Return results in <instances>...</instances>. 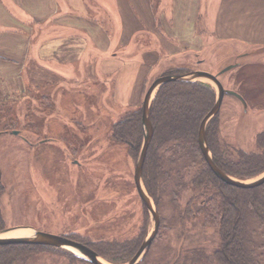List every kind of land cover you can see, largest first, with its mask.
I'll return each instance as SVG.
<instances>
[{"label": "rangeland", "instance_id": "rangeland-1", "mask_svg": "<svg viewBox=\"0 0 264 264\" xmlns=\"http://www.w3.org/2000/svg\"><path fill=\"white\" fill-rule=\"evenodd\" d=\"M153 2L157 10L160 4ZM90 14L111 38L113 13L104 7ZM135 35L126 45L115 48L111 43L100 52L101 56L119 54L110 71L96 68V43L86 35L89 40L81 45L86 49L80 59L58 60L49 54L44 59L43 54L30 52L25 69H31L30 75L0 80V231H8L0 237L25 236L36 229L93 242H121L136 239L145 221L147 237L154 221L134 184L138 155L133 157L125 143L114 141L111 130L123 114L141 108L150 83L170 75L166 73L218 75L222 86L244 101L224 95L217 113L220 141L245 151L256 149V134L264 131V48L246 50L237 43L218 42L203 51L174 52L163 42L167 39L179 45L177 40L159 29L157 34ZM230 65L235 66L219 74ZM199 81L216 91L209 80ZM142 186L146 191L143 181ZM165 187L157 206L153 200L159 214L157 234L138 264H174L186 251L194 247L208 251L216 242L212 229L175 213L176 195L169 185ZM194 194L187 188L177 196V209L182 211ZM31 264L91 263H71L64 255L47 250Z\"/></svg>", "mask_w": 264, "mask_h": 264}, {"label": "trees", "instance_id": "trees-1", "mask_svg": "<svg viewBox=\"0 0 264 264\" xmlns=\"http://www.w3.org/2000/svg\"><path fill=\"white\" fill-rule=\"evenodd\" d=\"M215 99V89L199 80L170 81L158 87L150 105L153 134L141 178L156 206L165 185H169L176 195L172 202L175 213L186 221L198 220L215 233L216 242L210 250L194 247L174 264H264V183L251 188L226 184L212 172L198 144L199 125ZM141 112L140 107L126 112L111 130V138L125 143L133 157L138 155L143 141ZM205 134L212 160L224 173L244 181L264 172V131L256 134L253 151L220 141L217 114L207 124ZM187 172L189 177L184 180ZM187 188L195 194L181 211L177 209L176 197ZM2 223L0 215V227ZM145 225L146 221L137 238L128 241L93 242L76 235L67 237L88 246L109 263L122 264L144 239ZM47 250L64 255L71 263H89L61 248L6 244L0 245V264H31L40 252Z\"/></svg>", "mask_w": 264, "mask_h": 264}, {"label": "crops", "instance_id": "crops-1", "mask_svg": "<svg viewBox=\"0 0 264 264\" xmlns=\"http://www.w3.org/2000/svg\"><path fill=\"white\" fill-rule=\"evenodd\" d=\"M164 3L157 0L160 7L155 10L153 0H0V80L30 75L31 69L25 70L30 52H39L44 59L49 54L58 60H78L85 52L81 45L88 37L96 43V68L107 71L115 69L119 54L101 56L100 52L111 43L115 48L126 45L143 31L148 36L159 29L176 39L181 47L163 38L174 52L186 48L203 51L218 42L237 43L246 50L264 48V0ZM104 7L115 16L111 38L90 14ZM17 84L22 82L18 80Z\"/></svg>", "mask_w": 264, "mask_h": 264}, {"label": "water", "instance_id": "water-1", "mask_svg": "<svg viewBox=\"0 0 264 264\" xmlns=\"http://www.w3.org/2000/svg\"><path fill=\"white\" fill-rule=\"evenodd\" d=\"M233 66L235 65H230L224 68L223 70L220 71L219 74L229 70ZM199 79H207L210 82H212L215 85L217 92L216 99L212 108L204 116L198 129V138H197L198 144L206 163L208 164L212 172L221 181L225 182L226 184L236 186L239 188H251L264 183V173H262L261 176H259L257 179H254L253 181L238 180L224 173L214 164L206 141V134H205L206 126L209 123V121L218 113L224 95L229 94L243 101L242 98L237 93L225 89L222 86L221 82L219 81L218 75H213L206 71H190L183 74H170V75H162L157 77L150 83L143 97V101L141 105V110H142L141 124L143 131V142L139 154L137 156L136 162L134 164V184L137 190V194L140 200L142 201L143 205L147 209V211L150 213L154 221V224L149 235L143 239V241L141 242L140 246L138 247L134 255L124 264H138V262L143 258L148 248L150 247V244L155 238L159 227V214L157 208L153 202V199L144 190L141 181L142 168L146 155V150L148 148V145L150 143L153 134V127L149 117L151 101L158 87H160L161 85L167 82L196 81ZM6 232L8 231L6 230L0 231V235ZM6 244H31V245H42V246L61 248L71 251L74 254H77L78 256L89 261L91 264H106L101 260L99 255L88 246L80 242L74 241L72 239H69L65 236L46 233L36 229H32L31 233L25 236L0 237V245H6Z\"/></svg>", "mask_w": 264, "mask_h": 264}]
</instances>
